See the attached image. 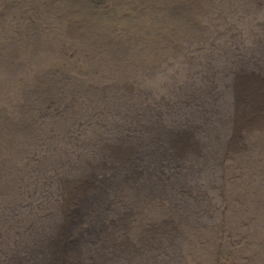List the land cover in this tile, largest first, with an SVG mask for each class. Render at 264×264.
I'll return each mask as SVG.
<instances>
[{
    "label": "rangeland",
    "instance_id": "obj_1",
    "mask_svg": "<svg viewBox=\"0 0 264 264\" xmlns=\"http://www.w3.org/2000/svg\"><path fill=\"white\" fill-rule=\"evenodd\" d=\"M197 10L212 29L203 32L210 35L179 37L180 31L195 29L190 15ZM262 24L264 0H212V5L205 0H0V195L9 162L19 159L28 166V172L17 169L26 184L17 187L16 201L0 212V264H6L3 251L8 249L3 241L11 236L2 225L30 218L48 223L51 216L43 212L54 204L58 174L72 170L70 165L101 142L151 134L154 141L140 162L169 183L192 166L169 159L164 136L172 125L193 122L198 135H210L212 164L193 181L202 190L180 192L176 209L199 225L228 228L224 222L239 209L236 202L247 204L251 220L236 234H247L250 243L237 249L252 252L259 238L256 226L263 228L251 206H263L264 198L257 196L250 158L254 145L264 143V133L225 144V128L215 133L213 126L222 121L220 104L229 95L225 88L234 68L255 69L245 46L262 38ZM186 81L190 85L181 88ZM92 101L95 113L82 114ZM158 135L162 138L155 139ZM140 162L138 174L146 171ZM52 171L57 174L48 177ZM197 196L200 211L192 208ZM202 251L204 246L192 245L178 253L176 244L167 242L154 264H192ZM249 264H257L256 255Z\"/></svg>",
    "mask_w": 264,
    "mask_h": 264
},
{
    "label": "bare ground",
    "instance_id": "obj_2",
    "mask_svg": "<svg viewBox=\"0 0 264 264\" xmlns=\"http://www.w3.org/2000/svg\"><path fill=\"white\" fill-rule=\"evenodd\" d=\"M205 1L212 5V0ZM200 14L197 10L190 15V21L196 27L182 29L179 37L203 39L210 35L203 32V29L211 28ZM263 37L264 29L262 38L252 39L245 46L249 49L247 60L255 69L244 65L235 67L234 78L225 88V93L229 95H225L220 104L222 121L219 126H213L215 133L225 128L222 136L225 144L250 138L257 132L264 133ZM189 85L190 82L186 81L180 87ZM210 95L207 94L208 97ZM199 99L206 101L204 103L209 100L203 97ZM94 104L92 101L88 106L92 108L82 114L93 115L95 110L92 109H96ZM197 127L198 124L193 122L190 127L172 125L171 130L168 128V137L164 138L169 142V159L192 166L187 174L176 176L169 183L164 182L161 176L154 177L153 169L146 162H140V157L146 154L147 147L154 141L151 134L146 132L135 137L137 139L126 137L115 142H101L98 149L75 165H70L72 170L58 174L60 179L55 185V196L51 198L54 204L43 212V216H51L48 223H34L30 218L21 225L17 222H9L6 227L2 225L5 234L11 235L3 241L8 247L3 251L6 264H154L157 252L167 242L173 246L176 244L178 253L192 245L204 246V251L191 260L192 264H215L225 258L227 264H249L255 255L257 264H264V254L261 252L264 250V237L260 236L264 234V205L251 206L263 228L260 230L256 226L259 238L254 239L252 252L248 247L245 250L237 249L250 243L247 234H236L246 220H251L247 204L240 206L236 202L239 209L236 207L224 222L230 223L228 228L215 227L212 223L199 225L187 212L176 209L180 192L194 189L199 193L202 190L193 181L202 176L207 165L212 164V158L207 153L210 135H198ZM162 136H155V139ZM254 147L249 171L255 173L260 187H256L257 196L264 198V186L260 185L264 179V143ZM139 162L146 168L144 173L138 174L140 169L136 164ZM20 166L28 172L27 164L20 163L19 159L9 162L7 181H2L5 191L0 195V212L6 207L3 205L8 206V202L16 201L20 191L17 187L26 184L20 181L23 179V175L17 171ZM48 173V177L57 174L56 171ZM198 198L192 208L200 211ZM243 211L246 216L241 217ZM31 225L36 227L32 231L29 230ZM12 230L15 232L12 233ZM222 238L225 241L222 242ZM176 263L179 264V261L173 260L168 264Z\"/></svg>",
    "mask_w": 264,
    "mask_h": 264
}]
</instances>
